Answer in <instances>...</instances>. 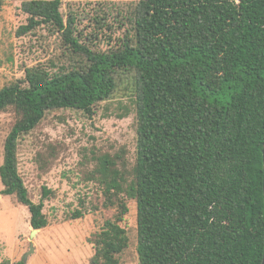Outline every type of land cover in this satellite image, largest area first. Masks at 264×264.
I'll return each mask as SVG.
<instances>
[{"label": "trees", "instance_id": "trees-1", "mask_svg": "<svg viewBox=\"0 0 264 264\" xmlns=\"http://www.w3.org/2000/svg\"><path fill=\"white\" fill-rule=\"evenodd\" d=\"M62 6H21L28 22L16 34L49 26L62 53L54 69L27 67L23 79L0 87V112L17 116L4 144L2 194L28 208L33 229L47 227L54 192L44 186L39 202L31 199L19 171L21 138L54 110L93 115L124 87L137 119L136 163L128 179L114 159H99L105 199L118 210L94 234L91 264H120L131 242L121 224L128 200L137 207L139 264H261L264 0L106 3L89 16L95 31L124 28L106 50L93 42L99 34L80 28L86 17Z\"/></svg>", "mask_w": 264, "mask_h": 264}, {"label": "rangeland", "instance_id": "rangeland-1", "mask_svg": "<svg viewBox=\"0 0 264 264\" xmlns=\"http://www.w3.org/2000/svg\"><path fill=\"white\" fill-rule=\"evenodd\" d=\"M0 1V87L23 79L27 67L42 64L54 69L62 53L60 35L49 26L39 27L36 34L17 35V29L28 22V15L21 8L26 0ZM136 1L63 0L62 11L67 14L72 9L85 16L79 21L80 28L87 34H99L93 42L106 50L123 36L124 28L120 29L112 19L108 22L114 23L112 30L105 27L95 31L89 16L106 3ZM131 95L123 87L113 99L99 104L93 115L74 109L54 110L21 138L19 171L31 199L39 202L44 186L54 194L44 207L48 226L33 234L28 208L18 203L14 195L2 194L0 176V264H91L95 254L91 240L104 220L118 210L105 199V187L99 182V159H114L115 168L128 179L132 178L136 163L137 119ZM16 119L12 108L0 112V166L4 162L6 137ZM127 202L130 212L121 224L131 242L120 256V264H139L137 207L134 201ZM78 210L82 217L74 218Z\"/></svg>", "mask_w": 264, "mask_h": 264}, {"label": "water", "instance_id": "water-1", "mask_svg": "<svg viewBox=\"0 0 264 264\" xmlns=\"http://www.w3.org/2000/svg\"><path fill=\"white\" fill-rule=\"evenodd\" d=\"M262 152H263V170H264V144H263ZM263 193H264V178H263ZM37 231L38 230L33 229V234L37 233ZM31 250H32V252L35 250L33 245L31 247ZM261 264H264V255H263V259H262V263Z\"/></svg>", "mask_w": 264, "mask_h": 264}]
</instances>
